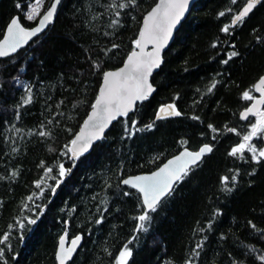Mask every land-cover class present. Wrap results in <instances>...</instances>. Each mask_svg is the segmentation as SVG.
Segmentation results:
<instances>
[{"label": "trees", "instance_id": "trees-1", "mask_svg": "<svg viewBox=\"0 0 264 264\" xmlns=\"http://www.w3.org/2000/svg\"><path fill=\"white\" fill-rule=\"evenodd\" d=\"M157 1L62 0L45 32L0 58V264H57L64 231L82 235L67 264H119L125 247L126 264H264V157L229 154L256 119L240 112L264 76V0L235 25L248 0H198L151 77L156 91L70 157L104 72L135 49ZM52 2L28 20L35 0H1L0 39L12 17L33 27ZM168 105L180 115L158 119ZM203 144L211 153L139 221L141 196L120 182Z\"/></svg>", "mask_w": 264, "mask_h": 264}, {"label": "snow or ice", "instance_id": "snow-or-ice-1", "mask_svg": "<svg viewBox=\"0 0 264 264\" xmlns=\"http://www.w3.org/2000/svg\"><path fill=\"white\" fill-rule=\"evenodd\" d=\"M134 2V0H132ZM59 0H55V3L43 14L39 20L37 27L26 30L21 26L18 18H13L8 25L7 35L4 40L0 42V56L8 55L9 51L15 52L22 42L30 37L35 36L41 32L42 29L52 21L56 5ZM189 0H160V3L156 5L145 17L144 26L140 31L139 38L134 41L137 48H140V53L133 51L127 60L124 68L115 72L104 73V84L100 89V93L97 96L95 103L92 105V113L88 117V121L85 122V127L89 122L96 121L93 124L92 130L87 134L82 130L80 134L72 141L75 146L78 141H83L78 150L73 151L74 156H78L80 153L87 151L90 142L95 139H99L108 126L109 122L115 119L118 115H127L131 110L134 101L143 100L147 98V95L153 90L151 85L148 84L147 78L151 74L154 67H157L160 63V50L167 43L168 37L171 35V30L183 15L184 10L187 8ZM258 3V0H248L246 7L234 18L233 24L241 22L243 18L251 11V9ZM41 4V0H35V6L27 13L26 18L33 20L39 15L38 9ZM126 5L121 3L120 8H124ZM223 15V13H221ZM229 29L226 26L223 31L227 32ZM148 43L155 45L154 51L147 54V58H144V46ZM115 47V46H114ZM7 49V50H6ZM236 52H232L229 59L236 56ZM227 63V61H225ZM264 78H261L259 84L256 86L257 91L264 92ZM212 87H215L213 83ZM211 91V88H209ZM245 99H252L248 92L243 94ZM258 103H264L262 98ZM168 109H172L169 111ZM253 109L249 108L246 112L242 113V118H247L249 112ZM162 114V115H161ZM169 115H180L175 111L172 105H168L166 108H161L160 113L157 114V118H164ZM261 120L251 126V130L248 134L243 136V142L239 143L229 153L235 156L237 153H242L246 148L253 153L257 152V148L250 145L248 142L258 133L264 134V113L259 114ZM135 121H133V126ZM146 127L151 128L152 125ZM211 127V126H210ZM235 131V129H230ZM44 135L43 132L40 133ZM212 148L209 145H205L197 152L185 151L180 156L175 157L173 160H169L158 171L152 172L151 175L136 176L122 181L125 185H131V187L138 189L143 194V205L145 206V212L138 217L139 221L149 220L148 212H155L157 205L163 197L170 194L173 185L176 181L183 179L188 174L189 166L195 165L201 159V157L208 152H211ZM259 156L264 157V149L259 150ZM255 158V157H254ZM50 171V170H49ZM61 175L64 174L63 165L60 166ZM236 177L233 176L232 180L235 181ZM228 177L222 178V183H227ZM39 187V184L37 185ZM231 191V188L226 189ZM127 194V193H126ZM29 224H35V219L28 220ZM24 227L23 224L20 225ZM143 227V224L140 225ZM23 238V237H21ZM7 239V237H5ZM80 237H76L72 241L73 248L64 249V238H61L60 248L61 253L58 256L60 264H64L71 252L74 251V246ZM3 255V250H0V256ZM131 255V251L125 250L120 252L119 264H126V258ZM264 259V258H262Z\"/></svg>", "mask_w": 264, "mask_h": 264}, {"label": "water", "instance_id": "water-1", "mask_svg": "<svg viewBox=\"0 0 264 264\" xmlns=\"http://www.w3.org/2000/svg\"><path fill=\"white\" fill-rule=\"evenodd\" d=\"M0 1H1V0H0ZM61 1H62V0H59V3L56 5V9H55V12H54V16H53L52 21H51L50 23H48V24L42 29L41 32L37 33V34H36L35 36H33V37L28 38V39L26 40V42H22L21 45L16 49L15 52L9 51V52H8V55H6V56H0V58H5V57H9V56H12V55L16 54V53L19 52L21 49L25 48L30 42H32V41L34 40L35 37H37V36H39L40 34H42L43 32H45V31L47 30V28H48V27L52 24V22L54 21V19H55V15H56V13H57V10H58L59 5L61 4ZM197 1H198V0H189L188 6H187V8L184 10L183 15L180 16L179 20L177 21V23L175 24V26L172 28V30H171V35L168 37L167 43H166V44L164 45V47L160 50V63H159V65H158L157 67H154V68L152 69L151 74H150V75L148 76V78H147V82H148V84L151 85V87H152L153 90L147 95V98H146V99H143V100H136V101H134V103H133V105H132V108H131V110L128 112V114H129L131 111L134 110L135 106H136L138 103L147 100V99H148V98H149V97H150V96L156 91V87H155V86L153 85V83L151 82V77H152V76H153V75L159 70V68L161 67V65H162V63H163V54H164V53L166 52V50L171 46L172 42L174 41V37H175V34H176L177 30L179 29V27L181 26V24L183 23V21L186 19L187 15L189 14V12L191 11V9L193 8V6L195 5V3H196ZM53 3H55V0H53L52 4H53ZM158 3H160V0H158V1L155 3V5H154V6H153V7H152V8H151V9L145 14V16H144V18H143V20H142V27H141V30H142V28H143V26H144V20H145V17L147 16V14H148V13H149L154 7H156V5H157ZM52 4H51V5H52ZM51 5L49 6V8L51 7ZM246 5H247V4H246ZM246 5H245V7H246ZM245 7H244V8H245ZM49 8H48V9H49ZM244 8H243V9H244ZM48 9H47V10H48ZM252 9H253V8H252ZM252 9H251V10H252ZM47 10H46V11H47ZM46 11H45V12H46ZM45 12H44V13H45ZM44 13H43V14H44ZM248 13H249V12H248ZM43 14L40 16V18L43 16ZM13 18H18V20H19V17H18L17 15H15L14 17H12L11 20H12ZM40 18L38 19L37 23H36L33 27H30V28H26V27H24V26L22 25V23L20 22V20H19V22H20L21 26L24 27L26 30H31V29H33V28H35V27L38 26ZM11 20H10L9 23L7 24V26H6V28H5V31H4V34H3L2 38L0 39V42H2V41L4 40V38H5V36L7 35V28H8V25L10 24ZM141 30H140V31H141ZM139 34H140V32H139ZM138 38H139V36H138ZM154 48H155V45L152 44V43H148V44H146V45L144 46V58H145V59L147 58V54H148V53H152V52L154 51ZM6 50H7V49H6ZM133 51H135V52H137V53H140V48H137V47L135 46V49H134ZM133 51H132V52H133ZM132 52H130V53L128 54V56L126 57V59L124 60V62L122 63V65H121L120 67H118V68H116V69H114V70L106 71V72H115V71H118V70L121 69V68H124V67H125V64L127 63L128 57H129V55H130ZM104 73H105V72H104ZM261 78H264V76H262ZM261 78H260V79L255 83V85H254V89H255V91H256V93H257V96H255V97L251 100V102H250V104L248 105L247 108L243 109V110L240 112V118L243 119V120L247 119V118L250 117V116H254V117H255V116L259 115V114L261 113V110H262L263 107H264V103H258V101H260L262 98H264V92H262V91H257V90H256V86L259 84V81L261 80ZM103 84H104V74H103V77H102V80H101V84H100V87H99V90H98V94H97V96L99 95V93H100V89H101V87L103 86ZM261 88H264V85H261ZM96 99H97V97H96ZM96 99H95V101H96ZM95 101H94V103H95ZM165 108H166V107H165ZM249 108H252L253 111L248 113L247 118H242L241 114L244 113V112H246L247 109H249ZM92 111H93V109L91 108L90 111H89V113H88V115H87L86 118L84 119L82 125L80 126L78 132L76 133L74 139L76 138V136H77L78 134L81 133L82 130H83L84 133H85V138H87V134L92 130L93 124L96 123V121H91V122H89L88 126L85 127V122L88 121V117H89V115H91ZM121 116H126V115H118L115 119L111 120V121L109 122L108 126L104 129V131H103L101 137H100L99 139L92 140V141L90 142V145H89V147H88V150H87V151H84V152H82V153H80L78 156H74V155H73V151H74V150H78V149L80 148L81 143H83V141H78L77 144H76L75 146L71 143V145H70V147H69V150H70V157H71V159L74 160V159H76L77 157H79L80 155L87 154V153L91 150V148H92V147H93V146H94V145H95V144H96V143H97V142H98V141H99V140H100V139H101V138H102L107 132H108V130L111 128V126H112V124L115 122V120H116L117 118L121 117ZM74 139H73V140H74ZM205 145H209V144H203V145L200 146L197 150H190V149H188V148H183V149H181L178 153H176L175 155H173V156H171L170 158H168L165 162H163L158 168H156V169L153 170L152 172L158 171L159 168L163 167V166H164L169 160H173L175 157L180 156L181 153H183V152H185V151H188V152H197V151L200 150V148H202V147L205 146ZM209 146H210V145H209ZM210 147H211V146H210ZM211 148H212V147H211ZM209 153H211V152L205 153V154L201 157V159L197 162V164H199V163L202 161V159H203L205 156H207ZM197 164H195V165H197ZM195 165H190V166H189V169H190L191 167L195 166ZM152 172H148V173H142V174H137V175L128 176V177L124 178L123 180H125V179H129V178H131V177H136V176L151 175ZM123 180H122V181H123ZM122 181L120 182L122 186L130 187V188L136 190V191L140 194V196H141V200H142V204H143V194L140 193V192L138 191V189L131 187V185H125V184H123ZM179 181H180V180H179ZM179 181H176V182L174 183L173 188H174V186L176 185V183L179 182ZM172 190H173V189H172ZM166 196H167V195H166ZM166 196H165V197H166ZM165 197H163V198L161 199V201H162ZM161 201H160V202H161ZM160 202H159V203H160ZM143 206H144V205H143ZM144 208H145V206H144ZM62 237L64 238V249L73 248L72 241L75 240L76 237H80V239L77 241V243H76L75 246H74V251H72L71 254H70V256H69L67 259H65V261H64V264H67V263H68V262L74 257V255L77 253L78 249L80 248V246H81V244H82V235H81V234H78V235H76L75 237L71 238V241H70L69 243H67V235H66V233H63V234L60 236V238L58 239V243H57V247H56V251H55V259H56L57 264H60V260L58 259V256H59L60 253H61L60 241H61V238H62Z\"/></svg>", "mask_w": 264, "mask_h": 264}, {"label": "rangeland", "instance_id": "rangeland-1", "mask_svg": "<svg viewBox=\"0 0 264 264\" xmlns=\"http://www.w3.org/2000/svg\"><path fill=\"white\" fill-rule=\"evenodd\" d=\"M35 6V4H33L31 7H30V9H29V11L31 10V8L32 7H34ZM40 6H41V4H40ZM40 6H39V8H40ZM38 11H39V9H38ZM28 13V12H27ZM169 111H172V109H168ZM256 117V119H255V122H254V124H256V123H258L260 120H261V116L260 115H257V116H255ZM258 134H261V136L263 137V139H264V134H262V133H258ZM257 134V135H258ZM249 142H251V141H249ZM256 147V146H255ZM257 148V147H256ZM260 149H264V142H263V144H262V146L261 147H259V148H257V154H258V156H259V150ZM128 258V257H127ZM127 258H126V260H127Z\"/></svg>", "mask_w": 264, "mask_h": 264}, {"label": "flooded vegetation", "instance_id": "flooded-vegetation-1", "mask_svg": "<svg viewBox=\"0 0 264 264\" xmlns=\"http://www.w3.org/2000/svg\"><path fill=\"white\" fill-rule=\"evenodd\" d=\"M261 113H264V107L261 110ZM63 233H66V235H67V243H69L71 241V236L68 235V232L67 231H64Z\"/></svg>", "mask_w": 264, "mask_h": 264}, {"label": "bare ground", "instance_id": "bare-ground-1", "mask_svg": "<svg viewBox=\"0 0 264 264\" xmlns=\"http://www.w3.org/2000/svg\"><path fill=\"white\" fill-rule=\"evenodd\" d=\"M31 7V6H30ZM98 94V93H97Z\"/></svg>", "mask_w": 264, "mask_h": 264}, {"label": "built area", "instance_id": "built-area-1", "mask_svg": "<svg viewBox=\"0 0 264 264\" xmlns=\"http://www.w3.org/2000/svg\"><path fill=\"white\" fill-rule=\"evenodd\" d=\"M29 12V11H28Z\"/></svg>", "mask_w": 264, "mask_h": 264}]
</instances>
